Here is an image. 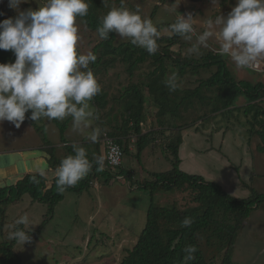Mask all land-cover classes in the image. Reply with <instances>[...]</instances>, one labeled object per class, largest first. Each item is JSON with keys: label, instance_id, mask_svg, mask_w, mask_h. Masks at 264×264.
Returning a JSON list of instances; mask_svg holds the SVG:
<instances>
[{"label": "rangeland", "instance_id": "rangeland-1", "mask_svg": "<svg viewBox=\"0 0 264 264\" xmlns=\"http://www.w3.org/2000/svg\"><path fill=\"white\" fill-rule=\"evenodd\" d=\"M105 2L101 16H105L111 8L121 5L130 11H135L138 7L142 18L150 19L156 27L174 23L180 14L186 18L189 13L192 14L195 29L193 40L183 39L184 45L176 46L174 50L185 58L191 57L201 61L209 51L217 52L219 45L211 39L207 48H201L199 54H193L190 48L195 43L196 35L205 30L208 18L220 14L227 16L235 6L236 0H220V4L215 6L213 0H168L163 5L160 0ZM45 3L46 0H29L28 3L20 5V10L38 9ZM17 15V11L9 7V0H0V19L15 18ZM77 26L80 37L77 44L78 54L91 52L97 57L96 69L93 63L89 67L101 91L89 101V110L97 114L99 119L92 120L91 127L82 133L73 131L71 118L59 120L61 125L67 123L64 133L55 120L41 119L36 123L27 119L31 110L26 113V119L19 128L4 121L0 124V186L14 184L17 178L30 170L43 166L46 168L44 163H39L47 162L49 147H55L59 154V145L65 140L73 143L76 138H86L92 129L98 128L97 124L101 118L113 116L124 120L120 116L125 110L123 92H126L129 85L146 81L147 75L154 72L150 65H142L130 76L125 64L113 63L110 57L103 55V48L100 47L103 40L97 32L89 30L80 19H77ZM171 33L167 28L162 30L163 35ZM129 43L130 40L121 39L116 34L115 47ZM225 57L234 80H244L251 85L260 84L264 87V72L236 69L229 58ZM258 61L264 62V58ZM214 71L215 67L211 70L194 68L196 75L193 78L186 77L178 82L181 88H195L197 80L207 79ZM189 72L193 73L192 69ZM100 97L101 103L95 102L96 98ZM241 102L246 105V100ZM102 103L105 104L103 109L97 106ZM241 104L237 102L236 105ZM116 112L120 115L115 114ZM150 118L149 116L146 127H157L158 121H155L154 126ZM262 119L264 120V116L256 119L252 114L248 116L242 111H234L226 116L219 115L216 119L200 121L183 131L182 135L186 134L185 147L189 145L194 156V159L190 160L188 149L184 148L183 153L187 152V155L183 156L184 172L200 175L207 181L221 182V186L227 188H224L227 193L234 197L249 198L253 196V192L264 195V152L258 149L262 139L256 133L262 129ZM119 125L121 126L122 122ZM131 128L128 126V130L133 131ZM105 135L111 137L108 132L104 133L102 130L101 142ZM168 136V132L164 135H153L155 142H150L139 158L138 139H134L135 142L131 144L134 145L133 150L129 149L125 154L122 170L113 171L109 181L104 175L93 180L90 189L82 194L65 193L54 213H50L47 205L34 201L29 195L10 204L7 210L4 205H0V222L7 220L4 232H0V246L4 242L13 243L14 240L9 239V234L17 227L15 221L27 215L30 225L26 231L31 239L24 245L15 241L14 247L17 256H21L22 264H120L127 257L128 251L136 245L153 200L151 192L137 187V183L152 181L153 173L172 169L173 156L169 150ZM95 145L90 143L86 150L92 154ZM41 154L43 156H40ZM103 155L106 160L105 147ZM97 157L96 155L94 160H89L95 163ZM190 169L194 171L190 173ZM189 199V192L182 191L161 193L154 197L156 202L168 206L176 205L180 210H185ZM1 255L0 252V257ZM221 260L222 257L218 258L215 264H220ZM233 260L235 264H264V203L260 204L242 227L236 240Z\"/></svg>", "mask_w": 264, "mask_h": 264}, {"label": "trees", "instance_id": "trees-1", "mask_svg": "<svg viewBox=\"0 0 264 264\" xmlns=\"http://www.w3.org/2000/svg\"><path fill=\"white\" fill-rule=\"evenodd\" d=\"M160 1L163 5L168 0ZM88 3V15L78 19L89 30L97 32L104 17L101 15L106 2L88 0ZM3 20L4 18H1L0 22ZM170 25L157 26L160 37L157 41L158 51L155 54H149L145 49L132 43L115 47V33H110L109 38L100 44L103 48V55L110 57L113 63L125 64L130 76H133L142 65L153 67L154 72L147 75L146 81L129 85L126 92H123L124 121L126 126L131 121L134 122L132 129L139 136L138 158L145 150L151 135L158 133L164 135L166 132L170 133L168 146L173 156L172 169L167 172L153 173L152 181L137 183V187L151 192L153 200L147 212L145 227L136 245L128 251L127 257L120 264H183V249L188 245H194L197 249L194 260L189 264H215L220 257H222L220 264H235L233 254L236 240L246 220L259 208L260 204L264 203V195L253 192V196L249 198L234 197L227 193L219 183L182 171L179 167L181 163L179 148L183 142L182 132L200 121L216 119L219 115L226 116L234 111H242L245 115L252 114L254 118L261 119L264 116V105H262L264 104V87L260 84L251 85L248 82L235 81L227 66L225 56L217 52L209 51L201 61L183 57L174 48L183 46L185 42L183 38L170 30ZM164 28L172 33L163 35ZM15 59L11 50H0V63H14ZM93 64L96 69L98 62L95 61ZM214 67L216 71L212 72L207 79L197 80L195 88H181L178 80L186 77L193 78L196 75L194 68L211 70ZM190 69L193 73L189 72ZM172 76L176 77L178 84L174 92L169 91L164 83ZM240 97H244L247 101L243 107L236 105ZM101 101L102 97L95 100L99 103ZM97 106L103 109L105 104ZM152 108L157 112L154 113ZM149 116L152 120L155 118L158 121L157 125L161 130L142 136L141 125L148 121ZM55 122L59 124V120ZM261 123L262 129L256 133L262 139V144L258 146V149L264 152V120ZM59 126L64 133L67 123L59 124ZM109 135L118 136L113 132ZM116 142L123 145L121 139H116ZM122 147L126 154L128 152L126 147ZM47 151L46 160L54 169L59 166L62 159L68 156L57 154L55 147H49ZM34 175L36 174H25L20 176L14 184L0 186V205H4V209L7 210L10 204L29 195L34 201L47 205L50 213H54L57 205L64 199L65 193L82 194L90 189L93 180L103 175L107 176L108 181L111 179V173L106 170L97 171L94 162L91 171L84 179L63 192L57 188L56 177L52 185L48 187L45 177H37L39 182L34 183L32 180ZM173 191L189 192L190 199L185 210H180L176 205H162L154 200L158 194H171ZM186 217L190 218L192 223L188 227H182L181 222ZM5 221L7 220L0 222L1 233L4 232ZM14 247L15 241L11 244L4 242L0 246L2 254L0 264L23 263Z\"/></svg>", "mask_w": 264, "mask_h": 264}, {"label": "clouds", "instance_id": "clouds-1", "mask_svg": "<svg viewBox=\"0 0 264 264\" xmlns=\"http://www.w3.org/2000/svg\"><path fill=\"white\" fill-rule=\"evenodd\" d=\"M28 2L9 0V7L18 15L0 22V50H11L16 57L14 63H0V124L8 121L19 128L31 110L27 119L37 123L41 119L71 118L73 131L82 133L91 127L92 120L99 119L89 110V101L101 91L89 67L97 60L96 55L77 52L80 39L77 19L88 15V0H46L38 9L21 11L20 5ZM216 4H220V0H213V5ZM139 11L138 7L135 11L123 6L111 8L97 28L99 37L107 40L110 33H116L119 38L155 54L160 33ZM193 21L192 14L187 18L180 14L170 30L191 41L195 31ZM211 39L219 45L217 54L227 56L236 69H254L257 61L264 58V0H236L227 16L208 18L205 30L196 35L190 52L199 54L201 48L209 46ZM164 83L169 91L177 90L175 76ZM100 136L101 130L94 128L86 139L97 143ZM72 149L74 154L62 159L55 169L60 192L78 184L93 167L84 147L73 144ZM95 165L97 171H103L105 158H95ZM46 176V169L38 167L32 180L38 183L37 177ZM191 223L186 217L181 226L188 227ZM15 224L17 227L9 234V239L24 245L31 239L26 231L29 217L23 215ZM196 251L194 245L186 246L183 264L194 260Z\"/></svg>", "mask_w": 264, "mask_h": 264}, {"label": "crops", "instance_id": "crops-1", "mask_svg": "<svg viewBox=\"0 0 264 264\" xmlns=\"http://www.w3.org/2000/svg\"><path fill=\"white\" fill-rule=\"evenodd\" d=\"M225 59H226V57H225ZM226 62H227V59H226ZM227 66H228V62H227ZM231 72V71H230ZM236 81V80H235ZM240 81H243V82H247V81H244V80H238V82H240ZM248 83H250V82H248ZM257 85V84H256ZM243 100H246L244 97H240L239 99H238V101L237 102H239V104H241V103H243V102H241V101H243ZM246 104H247V101H246ZM262 105H264V104H262ZM243 106H245V104L243 105V104H241L240 106H238L237 105V107H243ZM154 113L156 112L155 110H152ZM115 114H118V115H120L119 114V112H116ZM120 116H122L123 117V119H125V117H124V115L123 114H121ZM150 121H151V123H153L154 125H155V121L156 120H152V118H150ZM120 122H122V125L120 126L119 125V123ZM99 123H101V124H99ZM99 123L97 124L98 125V128L102 131L103 130V132L105 133V132H108L109 134H110V132H113L114 134L116 133V134H118V136H113L112 138L113 139H121L122 140V146H125L126 147V149H127V151H130V150H133V147H134V145H131L132 143H134L135 142V140L136 139H139V136H138V134H136L135 136L133 135L135 132V130L134 129H132L133 127H134V122L133 121H131L129 124H128V126H129V128H131L133 131H131V130H128V126H126V123H125V121L124 120H122V119H120V118H117V117H113V116H106V117H103V118H101V121H99ZM146 123L147 122H145V123H143L141 126V131H142V136L143 135H149V133L150 132H153V131H159V130H161V128H158V125H157V127H155V128H152V129H148L147 127H146ZM153 124H152V127H153ZM155 125V126H156ZM133 132V133H132ZM132 133V134H131ZM153 135H155V134H153ZM153 135H151L150 136V138H149V140H148V144L146 145V147H145V150L148 148V146H149V144H150V142H155L154 141V137H153ZM183 142H182V144L180 145V148H179V157H180V159H181V163H180V169L182 170V171H185L184 169H183V165H184V158H183V156L184 155H187V152L186 153H183V150H184V148H186V149H188V156H189V158H190V160H192V159H194V156H193V149L188 145L187 147H185V143H186V140H185V137H186V134L185 133H183ZM86 138H84V137H79V138H76V142H75V140H74V142L73 143H68L66 140L62 143V145H59L58 147L60 148L59 149V155L60 156H63V155H65V154H67V155H72V154H74L73 153V149H72V145L73 144H78V145H80V146H82V147H84L85 148V150H86V147L88 146V145H90V143L91 142H89L87 139L85 140ZM116 139H115V141H116ZM135 139V140H134ZM101 140V136H100V138H99V142H97V143H95L96 145L93 147V149H92V154L90 153V152H88L87 150H86V152H87V156H88V159H92V160H94V157L97 155L98 157L99 156H104L103 155V151H104V147H105V145L103 144V142H101L100 141ZM86 142H88V144H84V143H86ZM67 147V148H66ZM106 148V147H105ZM130 149V150H129ZM144 150V151H145ZM143 151V152H144ZM60 153H64L63 155H61ZM40 156H43V154H41ZM39 156V157H40ZM46 156V155H45ZM46 158H47V156H46ZM47 161V160H46ZM45 164V166H46V171H47V176L45 177L46 179H47V184H48V187H50L51 185H52V183H53V179L56 177V175H55V169L54 168H52V167H50V165L48 164V162H41V163H39V164ZM44 167V166H43ZM122 170V169H121ZM194 170L193 169H190L189 170V172L191 173V172H193ZM187 172V171H186ZM26 174H36V170H30V171H28ZM19 178H17L16 179V181L18 180ZM217 183H219L220 185H221V182H217ZM92 184H93V182H92ZM10 185V184H9ZM223 187V186H222ZM224 188H226V187H224ZM227 189V188H226Z\"/></svg>", "mask_w": 264, "mask_h": 264}, {"label": "built area", "instance_id": "built-area-1", "mask_svg": "<svg viewBox=\"0 0 264 264\" xmlns=\"http://www.w3.org/2000/svg\"><path fill=\"white\" fill-rule=\"evenodd\" d=\"M258 72H264V62L257 61L254 69ZM103 143L106 147V162L104 170L112 173L118 170L123 165V159L125 157V151L121 145H119L115 139L105 135L103 138Z\"/></svg>", "mask_w": 264, "mask_h": 264}]
</instances>
